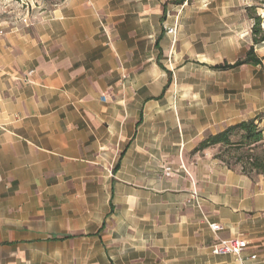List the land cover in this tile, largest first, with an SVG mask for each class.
Returning a JSON list of instances; mask_svg holds the SVG:
<instances>
[{
  "label": "crops",
  "instance_id": "crops-1",
  "mask_svg": "<svg viewBox=\"0 0 264 264\" xmlns=\"http://www.w3.org/2000/svg\"><path fill=\"white\" fill-rule=\"evenodd\" d=\"M109 2L62 0L28 30L0 34V264H62L65 245L84 238L115 264L106 240L122 235L140 237L142 261L234 264L212 254L205 218L222 226L218 236L246 239L250 264H264V175L228 168L214 145L194 151L214 122L150 131L149 105L169 83L163 31L122 26L118 44ZM169 3L143 14L160 21ZM139 40L153 43L167 75L157 96L117 79L147 75L148 57L133 58Z\"/></svg>",
  "mask_w": 264,
  "mask_h": 264
},
{
  "label": "rangeland",
  "instance_id": "rangeland-1",
  "mask_svg": "<svg viewBox=\"0 0 264 264\" xmlns=\"http://www.w3.org/2000/svg\"><path fill=\"white\" fill-rule=\"evenodd\" d=\"M163 1L111 0L106 5V11L110 13L108 20L117 23L115 26L120 34L122 26H131L137 32L148 27L149 34L163 31L164 55L160 61L170 70L171 79L163 96L159 100H152V105H149L150 131L159 129L160 134L174 133L170 123L184 119L190 129L196 127L198 122H214L212 131L217 132L238 121L254 118L262 129L264 144L263 66L242 64L227 69L211 68L214 64L231 63L244 57L253 43L251 26L254 19L250 16L259 15L261 28H264V4L261 0H187L181 4L169 3L165 16L160 21L153 9L148 11L147 16L143 14L145 5L154 7ZM61 2L62 0H0V34L10 28L17 32L28 30L42 16V11H50ZM250 6H254V9ZM164 25H174L176 33L166 36ZM155 37L156 35L153 38ZM153 38L149 37L150 40ZM123 39L124 35L121 34L118 44L123 45ZM152 44L151 42L145 46L139 40L136 44L138 51L133 57L135 59L136 55L142 56V60L148 57L147 75H120L117 79L121 83L127 80L128 85L130 82L133 85H143V95L157 96L167 75L154 63L156 50ZM254 51L263 57L264 42L254 45ZM209 134L211 132L207 130L203 138ZM236 139L237 136L232 137V140ZM214 148V154L221 152L229 162L235 160L233 150L226 152L224 146L219 144L214 145ZM234 168L239 170V165L236 164ZM116 240L118 241L111 245L110 240H106L115 264H154V259L158 260L152 254L151 258L142 261V257L147 256H143L139 249L143 247L139 236L122 235ZM214 242L215 238L212 243ZM65 248L68 256L67 261L61 262L62 264H109L107 254L96 239L84 238L82 242L67 243ZM59 263L54 261V264Z\"/></svg>",
  "mask_w": 264,
  "mask_h": 264
},
{
  "label": "trees",
  "instance_id": "trees-1",
  "mask_svg": "<svg viewBox=\"0 0 264 264\" xmlns=\"http://www.w3.org/2000/svg\"><path fill=\"white\" fill-rule=\"evenodd\" d=\"M183 0H175L173 3H182ZM264 4V0H261ZM253 7L254 6H250ZM250 18L254 19L251 26L252 45L246 51L243 58L236 59L231 63H217L212 66L214 69H227L240 66L242 64L262 65L264 68L263 57L258 56L254 51V45L264 42V28H261V18L259 15L252 14ZM168 74V81L171 79L169 70L162 67ZM237 136L236 140H232ZM224 146V151L235 153V160L229 162L228 158L223 157L222 153L214 154V157L220 160L228 168L235 169L236 164L243 174H263L264 175V144L263 133L255 122L254 118L241 120L235 124L229 125L224 129L209 134L201 139L194 147V151L201 150L213 145ZM231 157V156H230Z\"/></svg>",
  "mask_w": 264,
  "mask_h": 264
},
{
  "label": "built area",
  "instance_id": "built-area-1",
  "mask_svg": "<svg viewBox=\"0 0 264 264\" xmlns=\"http://www.w3.org/2000/svg\"><path fill=\"white\" fill-rule=\"evenodd\" d=\"M166 33L168 35H174L176 33V27L174 25L165 26ZM32 70H29L25 76L31 75ZM197 196V192L193 190L190 194V198L194 199ZM210 230L215 234V242L211 245V252L216 255L230 254L234 256V264H250L251 260L255 259V255L247 253L246 249L248 242L241 237H227L223 238L218 236V232L222 230V226L218 222L209 221L205 218Z\"/></svg>",
  "mask_w": 264,
  "mask_h": 264
}]
</instances>
